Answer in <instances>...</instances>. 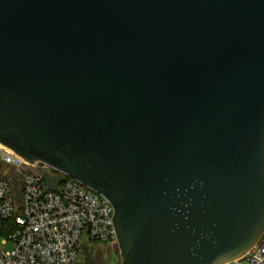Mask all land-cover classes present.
<instances>
[{
    "label": "water",
    "instance_id": "1",
    "mask_svg": "<svg viewBox=\"0 0 264 264\" xmlns=\"http://www.w3.org/2000/svg\"><path fill=\"white\" fill-rule=\"evenodd\" d=\"M0 144L106 197L123 264L240 258L264 235V0H0Z\"/></svg>",
    "mask_w": 264,
    "mask_h": 264
},
{
    "label": "built area",
    "instance_id": "2",
    "mask_svg": "<svg viewBox=\"0 0 264 264\" xmlns=\"http://www.w3.org/2000/svg\"><path fill=\"white\" fill-rule=\"evenodd\" d=\"M46 173L65 177L58 191H46ZM15 214L16 228L0 237V264H73L86 243L118 245L114 207L106 197L0 144V219ZM225 264H264V235L243 256Z\"/></svg>",
    "mask_w": 264,
    "mask_h": 264
},
{
    "label": "rangeland",
    "instance_id": "3",
    "mask_svg": "<svg viewBox=\"0 0 264 264\" xmlns=\"http://www.w3.org/2000/svg\"><path fill=\"white\" fill-rule=\"evenodd\" d=\"M1 225V224H0ZM73 264H123L119 245L89 242L82 246L78 259Z\"/></svg>",
    "mask_w": 264,
    "mask_h": 264
},
{
    "label": "trees",
    "instance_id": "4",
    "mask_svg": "<svg viewBox=\"0 0 264 264\" xmlns=\"http://www.w3.org/2000/svg\"><path fill=\"white\" fill-rule=\"evenodd\" d=\"M0 224H1L0 237H2L16 228L17 226L16 214L15 216H13L11 219H8V220L0 219ZM96 243H99V242H96Z\"/></svg>",
    "mask_w": 264,
    "mask_h": 264
}]
</instances>
